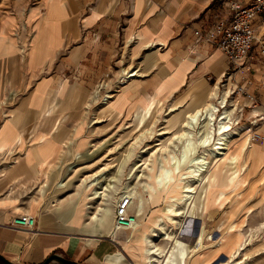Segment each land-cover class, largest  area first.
<instances>
[{
  "label": "rangeland",
  "instance_id": "374dc122",
  "mask_svg": "<svg viewBox=\"0 0 264 264\" xmlns=\"http://www.w3.org/2000/svg\"><path fill=\"white\" fill-rule=\"evenodd\" d=\"M44 1L0 0V18L14 13L21 14L20 24L14 35L22 37L26 35V27L31 25L23 16L30 9L41 10ZM162 1L166 12L172 11L173 7L181 12L184 31L190 29L194 36V30L206 28L224 18L225 10H229L232 2L249 0ZM57 13L50 11L48 16L56 17ZM197 24L198 27H195ZM257 27L259 34H264V17L259 20ZM28 35L21 57L23 54L29 55L34 48L31 45V32ZM123 35L122 28L116 34H99L93 30L83 33L80 40L75 41V45L85 44L89 49L84 60L78 67L63 68L61 77L52 89V101L56 110L53 106L46 112L53 114V124L56 122V125H60L58 133L64 129V125L74 126L62 134L60 139L68 145L59 143L57 154H52L56 147L47 146L50 139L37 145L42 152L48 154L47 158L60 156V163L55 165L61 167L58 170L61 171L58 181L68 182L69 185L56 194L63 199L64 196L76 193L83 179H88L84 186L94 185L92 190L103 191V187L112 184L107 191L108 202L115 206L120 196L130 194V190H141L147 206L139 223L142 232L144 227L150 229L149 236H152V229L160 234L153 238L165 250L159 264H264V139L252 141L254 132L260 133L264 138V132L261 131L264 128L262 95L254 91L258 99L257 102L250 103L231 92L228 108L232 110L233 129L229 132V146L225 150L215 151V143L218 141L216 138L219 137L215 131L219 125L215 120L212 129L213 145L209 148L212 152L197 147L194 155L182 162L178 170L174 168L175 179L167 187H160L154 194L151 186H157L156 179L162 173V168L173 169V157H181L183 143L186 142L181 134L187 115L195 108L204 106L216 87L219 88L217 92L220 96L214 103L220 106L224 90L231 91V88L227 86L228 76L225 74L226 78L223 76L219 83L192 82L182 91L170 96H167L171 93L165 92L164 85L150 91L145 80L152 76V72L147 69L149 66H156L157 59L147 55L148 51L133 54L134 39L125 42ZM245 67L247 71L251 67L247 73L249 79H252L256 70L251 61L241 68ZM130 72H134L135 76L128 77ZM236 77V81L244 82V79ZM60 89L64 95L57 97ZM19 93L22 95L24 91L20 90ZM222 112L224 109L217 117ZM6 114L5 110L4 116ZM198 125L201 130L206 124L202 120ZM195 134L193 141L197 145L200 135L198 132ZM245 144H248L246 146H249V150L244 151ZM205 151L209 154L206 155L209 169L204 172L200 181H192L195 192L191 200L184 202L185 204L180 202L178 209L181 215L175 217L177 224L159 222L158 225H150V220L161 215L162 210L172 203L169 196L179 197V193L171 190L180 185L181 176L188 174L189 166L193 164L192 159ZM0 170L3 172L2 164ZM84 186L81 187L82 190ZM92 190H88V196ZM87 195L80 208L77 223L86 214L87 202L92 205L87 219L103 202V197L89 201L86 199ZM76 200L67 205L73 208L77 204ZM133 211L130 213L134 214ZM110 229L96 227L94 223L83 232L103 237L109 235ZM128 232L129 230L120 229L117 240L112 242L114 251L107 255L118 257V264H145L148 257L134 254L139 252V235L136 234L133 242L129 243ZM168 234L169 239L166 238ZM113 257H110L111 261H104L103 258L101 264H116ZM62 258L74 263L68 257ZM0 264L4 263L0 261ZM49 264L64 263L53 260Z\"/></svg>",
  "mask_w": 264,
  "mask_h": 264
},
{
  "label": "crops",
  "instance_id": "0c3cea01",
  "mask_svg": "<svg viewBox=\"0 0 264 264\" xmlns=\"http://www.w3.org/2000/svg\"><path fill=\"white\" fill-rule=\"evenodd\" d=\"M163 4L162 0H45L41 10L30 9L23 16L31 25L22 37L14 35L21 14L0 18V255L12 263L42 264L57 255L77 264H101L114 251L115 240L109 235L85 234L82 223L87 213L77 223L76 205H67L73 203L68 202L69 195L62 199L56 194L59 167L55 165L60 156L48 158L52 168L46 194L40 193L46 157L37 145L50 139L48 148L59 149L62 134L74 127L64 125L58 133L60 125H53V114L46 110L53 106L56 110L52 89L63 70L78 67L89 50L85 44L75 45L83 33L116 34L122 28L125 42L134 39L133 54L148 51L147 55L157 59L156 66L148 67L152 76L145 82L150 91L166 86L165 92L171 93L167 96L192 82L219 83L227 72L222 50L206 43L196 45L192 30L184 31L181 12L174 7L166 12ZM50 11H58L57 16L50 18ZM228 13L225 10V17ZM28 32L34 48L21 57ZM252 67L256 70L252 79L247 67L240 68L237 76L247 79L264 103V64ZM24 214L37 220L33 229L13 225L14 218Z\"/></svg>",
  "mask_w": 264,
  "mask_h": 264
},
{
  "label": "bare ground",
  "instance_id": "6f19581e",
  "mask_svg": "<svg viewBox=\"0 0 264 264\" xmlns=\"http://www.w3.org/2000/svg\"><path fill=\"white\" fill-rule=\"evenodd\" d=\"M7 52H5V54ZM129 75H131V77L135 76L134 72L128 73L127 76L129 77ZM217 89H219V88L216 87L215 90L211 93V95L209 96L208 101L204 104V106H201V107L199 106V107L195 108L194 110H192L187 115L186 120L183 122V130H182L183 133L181 134L182 135L181 137L186 138V142L183 143V148L184 149L181 152V157H178V158L177 157H173V160H174L173 165L175 166V167H173V169L171 167H163L162 168V173L160 175H158L157 176L158 178L156 179V184H157V186L159 185V188H157V186H155V185L151 186L152 191H153L154 194H156L158 192V190H160V187L161 188L167 187L168 184L173 179H175V176H174L175 170H174V168H176V170H178L180 168V165L182 164V162H185L186 160H188L189 157L192 156V154L194 155V153L196 152V148L197 147L200 146V147H202L204 149H207V151L209 153L212 152V150L209 149V148L213 145L214 133H213L212 129H213L215 120L218 121V125H219L217 130H215L217 132L216 134L219 135L218 139L216 138V141L217 140L218 141L215 143V145H216V147L214 148L215 151H217V150L218 151L219 150H225L226 146H229L228 145V140H229V136H230L229 132L233 129L232 126H231V125H233L232 117H231L232 116V110L228 108V106H229L228 105V98L230 97L231 91H229V90L225 91L224 90L223 96H222V100L219 103L221 105L218 106L216 103H214V100H218V98L220 96L219 93L217 92ZM59 93L61 95V89H60ZM231 105H233V102L231 103ZM222 109H224V112H222L220 115H218L219 117H217V114H219ZM202 120L205 122L206 125H203L200 128L201 130H199L200 125H198V123L200 121H202ZM53 125H56V122ZM196 132H198V134L200 135L199 139L197 141L198 142L197 145H195L194 141H193V138L196 135L195 134ZM60 143H63L64 146L68 145V144L64 143L63 140ZM246 145H248V144H245L244 151L249 150V146H246ZM38 149L40 150L39 147H38ZM207 151L202 153L201 156H195L192 159L193 164L189 166L188 174H186L184 176H181L180 177V185L179 186L177 185L176 187H174L171 190L173 193H179V197L178 198H173L174 196H169L171 198V202L172 203L169 204L164 210H162V214L161 215H158L154 219H151L150 223H149L150 225H153V224L158 225L159 222H164V223H168V224L172 223L174 225L177 224L175 217H178V216L181 215L180 210L178 209L180 202L184 203V202H186L188 200H191V198L193 197L192 194H194V192H195V187L193 186L194 184L192 183V181L199 180L201 177H203L204 172L206 173L207 169H209V167H208L209 166V162L207 161V156L209 154L207 155ZM58 152H59L58 149H53L52 154H57ZM61 152H63V150ZM40 153L43 156L46 157V158H43L44 160L42 161L43 172H42L41 178H42L43 181L41 183L42 185H41V188H40V191H41L40 193L42 195H45L46 194V190L44 189V187L47 186V184H48L49 171L51 170L52 165L49 163V159L47 158L48 154L46 152H42L41 150H40ZM58 167H59L58 170H60L61 167L60 166H58ZM60 172L56 173L57 179L60 178V176H61ZM185 179H188V181H185ZM86 181H89V180L88 179H83V182L80 184V187L78 188V191L76 193L74 192V193L70 194L69 198H67L68 202H74V200L77 199L76 200L77 204H76V207L74 209L75 210V217H77V218H78V215H79V212H80V208H81L82 204L85 201V196L87 195L88 190L89 189L92 190L93 186H94V185H91V184L90 185L88 184V185L84 186V183ZM107 181H109V180H107ZM68 185H69L68 182L65 183L62 180L57 181V183L55 185L56 186V193L59 192L60 190H63L64 188H66ZM110 185H112V184H109L107 186L104 185L105 188L101 187L103 189V191L92 190L91 194L89 196L87 195L86 199H88L89 201H95L96 199L103 197L102 198L103 202H102V204L99 207H97L96 211H93V212L90 213L91 215L89 216V219L85 220L82 223V230L84 229V231H85L89 227H92V225L94 223H95L96 227H98V226H102L103 228L110 227L111 229H110V232H109V236L112 238V240H117L118 234L120 233V229L117 227V225L115 223L114 212H115V208L117 207V205L119 203V200L121 199L122 196H120L117 199V202L115 203L116 204L115 206H113L114 204L113 205L110 204L108 202L109 201L108 200L109 199V196H108L109 194L107 193V191L110 188ZM82 186H84L83 190L81 189ZM180 190H181V192H179ZM80 191H82V193ZM129 192H130V194H128V195H130V197L132 199L129 211L131 212L132 210H134L133 212H134V215H136L137 220L131 226V228L125 229L127 231L129 230V232H128L129 234L127 236L128 237V242L129 243L133 242V240L135 239V235L138 234L139 235V238H138V240H139L138 241L139 252L137 254L136 253H134V254L135 255H140V254L142 255L143 254L146 257H148V259L146 260L145 264H159V262L161 261V258L163 257V254H164L165 250L162 249L161 247H159L158 244L155 243V240L153 238L154 237H159L160 234L152 229V236H149L148 232L150 231V229L148 227H144L145 230L142 232L141 231L142 230V226L139 223V220L144 216V214L146 212V206H147L146 202H145V198L143 196V193L141 192V190L140 191L130 190ZM149 196H151V193L149 194ZM47 199H48V196H47ZM148 199L151 200L150 198H148ZM136 200H137V203L135 204ZM87 203H88V205H86V208H87L86 210L87 211L85 210V213H88L90 211L91 207H92V205H90L89 202H87ZM103 206H105V207H103ZM205 207H206V205H205ZM80 220H81V218H80ZM164 235H166V233ZM166 238L169 239L170 235L168 234V236ZM125 247L128 249L127 245ZM110 257H113V256L112 255H106L105 258H104V261H111ZM231 258H233V257H231ZM114 259H115V263L118 264L119 258L115 257ZM228 264H230V263H228Z\"/></svg>",
  "mask_w": 264,
  "mask_h": 264
},
{
  "label": "built area",
  "instance_id": "2783aa9c",
  "mask_svg": "<svg viewBox=\"0 0 264 264\" xmlns=\"http://www.w3.org/2000/svg\"><path fill=\"white\" fill-rule=\"evenodd\" d=\"M264 17V0L234 1L229 6L227 17L216 20L206 28L194 30L196 45L206 43L213 48H219L228 61L227 86L232 95L243 97L250 103L257 102V96L250 89L251 83L245 79L237 80V71L248 61L252 65L264 64V34L260 35L257 23ZM251 68H248L249 72ZM224 77L226 78V75ZM264 138L258 132L252 135V141L259 142ZM131 197L126 194L121 197L115 211V223L119 229H129L137 217L129 211ZM37 220L27 214L14 218L13 225L19 228L33 229Z\"/></svg>",
  "mask_w": 264,
  "mask_h": 264
},
{
  "label": "water",
  "instance_id": "95a60500",
  "mask_svg": "<svg viewBox=\"0 0 264 264\" xmlns=\"http://www.w3.org/2000/svg\"><path fill=\"white\" fill-rule=\"evenodd\" d=\"M53 260H59L61 262H63L64 264H72V262H70L69 260L59 257L57 255L52 256L51 258H49L48 260H46L44 263L42 264H49L51 261ZM0 261H2L4 264H13L11 261L7 260L6 258H4L3 256L0 255ZM74 264V263H73ZM77 264V263H76Z\"/></svg>",
  "mask_w": 264,
  "mask_h": 264
}]
</instances>
